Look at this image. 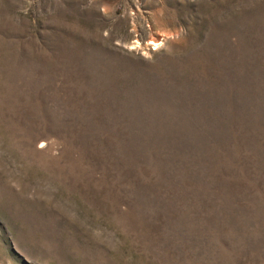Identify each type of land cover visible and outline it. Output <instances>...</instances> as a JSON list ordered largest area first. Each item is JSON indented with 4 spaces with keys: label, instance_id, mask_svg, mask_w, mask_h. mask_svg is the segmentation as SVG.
I'll return each mask as SVG.
<instances>
[{
    "label": "rangeland",
    "instance_id": "obj_1",
    "mask_svg": "<svg viewBox=\"0 0 264 264\" xmlns=\"http://www.w3.org/2000/svg\"><path fill=\"white\" fill-rule=\"evenodd\" d=\"M0 264H264V0H0Z\"/></svg>",
    "mask_w": 264,
    "mask_h": 264
}]
</instances>
